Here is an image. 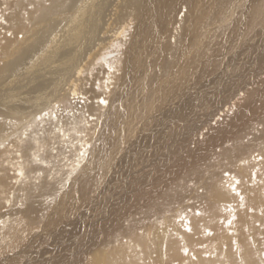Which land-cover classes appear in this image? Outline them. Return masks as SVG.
<instances>
[{
    "label": "bare ground",
    "instance_id": "bare-ground-1",
    "mask_svg": "<svg viewBox=\"0 0 264 264\" xmlns=\"http://www.w3.org/2000/svg\"><path fill=\"white\" fill-rule=\"evenodd\" d=\"M0 222V264H264V0H0Z\"/></svg>",
    "mask_w": 264,
    "mask_h": 264
},
{
    "label": "rangeland",
    "instance_id": "rangeland-1",
    "mask_svg": "<svg viewBox=\"0 0 264 264\" xmlns=\"http://www.w3.org/2000/svg\"><path fill=\"white\" fill-rule=\"evenodd\" d=\"M261 85V82L259 83V85L258 86H260ZM261 87V86H260ZM260 87H258V88H260ZM69 104H70V101H69ZM244 107V106H243ZM233 169H235V168H232V171H229V172H227V171H225V173L224 174H226L227 173V175L228 174H230V172H232V173H236L237 171H235V170H233ZM212 173V172H216V171H204V174L203 173H201L200 175H201V177L203 178V177H205V180H206V178L208 177L209 178V176L211 175H209L208 176V173ZM206 175V176H205ZM194 179V178H193ZM197 180V181H196ZM203 181V179H194V180H190V182H191V184L192 183H194V184H192V185H190V183H189V185L191 186L190 187V189H191V193H189L186 197H184V198H181L182 200H180V202H178V201H175L176 202V204H175V202L173 203V205H169L171 202L170 201H168L169 202V204H168V202L166 203V204H168L169 206V208L170 209H172L173 208V206H174V204H175V206H174V208H175V210H170V212L168 211L169 210V208L168 207H166L168 210H167V213H165V215H164V213H163V221H166V223L167 222H169L170 220H171V217L170 216H172V218H174V217H177L178 215H182V214H186V213H189L190 212V210H191V212H193V210H197L198 208H195L196 207V202H198V204L200 203V205H202V206H204L205 205V202L204 201H207L208 199H209V196H210V194L208 195V196H206L204 199H206V200H204V201H202V199L201 198H199V197H201V195H203V192H206V191H204V190H201L203 187V189H206V182H208L209 181V183H211L210 182V180H206V182H202ZM199 181H201V182H199ZM196 182H197V184H196ZM204 183V184H203ZM198 185V186H197ZM205 185V186H204ZM201 187V188H200ZM198 189V190H197ZM197 191V192H196ZM200 191V192H199ZM191 194V195H190ZM193 195V196H192ZM198 195V196H197ZM200 195V196H199ZM197 196V197H196ZM192 198H194V199H191ZM198 200H197V199ZM188 199V200H187ZM186 200V201H185ZM191 200V201H190ZM197 200V201H196ZM209 200H212V197L209 199ZM181 202H182V205H181ZM193 205V203H194V205L192 206L190 203ZM202 202H204V203H202ZM184 203V204H183ZM186 203L187 204H189L188 206L186 205ZM197 204V205H198ZM185 205V206H184ZM177 206V207H176ZM172 207V208H171ZM192 207V208H191ZM177 208V209H176ZM189 208H190V210H189ZM195 208V209H194ZM179 209V210H178ZM181 209V210H180ZM166 210V209H165ZM164 210V212H166ZM183 210V211H182ZM172 211V212H171ZM181 211H182V213H181ZM169 212V213H168ZM178 212V214L176 215L175 213H177ZM168 214V215H167ZM170 214V215H169ZM175 214V215H174ZM167 215V216H166ZM165 217H167V218H165ZM168 219H170L169 221H168ZM231 219V220H230ZM230 219H229V221L231 222V223H229V226L230 227H233L234 225L236 226L235 228L237 229V226L239 225V226H242V221H238V220H241L240 218H238L237 216H234V215H231V217H230ZM233 219H235V220H233ZM174 220V219H173ZM172 221V220H171ZM235 223V224H234ZM0 227H4L6 224H1V222H0ZM254 226V225H253ZM229 227V228H230ZM255 227V226H254ZM228 228V229H229ZM1 229V228H0ZM236 229H229V232H230V234L233 236V237H235V238H233V241L234 242H237V243H239V241L241 240L240 238H242L243 239V237H239L238 238V236H237V230ZM254 232H256L255 230H254ZM234 233H235V235H234ZM257 233H259V232H257ZM255 235H256V233H254ZM262 238L264 237V234L261 236ZM254 238V237H253ZM223 239H225V237L223 238ZM241 242V241H240ZM254 242H259V239H257V238H254ZM236 245V243L234 244V246ZM235 249H238V248H235ZM11 254V253H10ZM8 256H10L9 254H8ZM16 264V263H15ZM19 264H21V263H19Z\"/></svg>",
    "mask_w": 264,
    "mask_h": 264
},
{
    "label": "snow or ice",
    "instance_id": "snow-or-ice-1",
    "mask_svg": "<svg viewBox=\"0 0 264 264\" xmlns=\"http://www.w3.org/2000/svg\"><path fill=\"white\" fill-rule=\"evenodd\" d=\"M102 103H103V101H102Z\"/></svg>",
    "mask_w": 264,
    "mask_h": 264
}]
</instances>
